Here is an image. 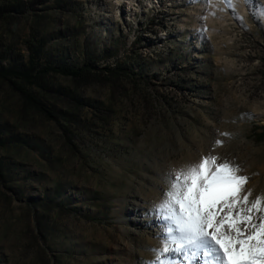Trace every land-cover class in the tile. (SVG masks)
<instances>
[{"label": "rangeland", "instance_id": "rangeland-1", "mask_svg": "<svg viewBox=\"0 0 264 264\" xmlns=\"http://www.w3.org/2000/svg\"><path fill=\"white\" fill-rule=\"evenodd\" d=\"M233 3L0 0V70L94 66L0 79V264H148L166 174L209 154L264 196V0Z\"/></svg>", "mask_w": 264, "mask_h": 264}, {"label": "snow or ice", "instance_id": "snow-or-ice-1", "mask_svg": "<svg viewBox=\"0 0 264 264\" xmlns=\"http://www.w3.org/2000/svg\"><path fill=\"white\" fill-rule=\"evenodd\" d=\"M223 2L235 14L233 0ZM257 12L264 16V5ZM240 172L209 154L167 173L152 209L159 246L148 264H264V196L249 201V190L241 198L248 177Z\"/></svg>", "mask_w": 264, "mask_h": 264}, {"label": "trees", "instance_id": "trees-1", "mask_svg": "<svg viewBox=\"0 0 264 264\" xmlns=\"http://www.w3.org/2000/svg\"><path fill=\"white\" fill-rule=\"evenodd\" d=\"M117 68H108L104 67L102 68L101 72H108L110 74L119 75L116 73ZM120 71L119 69H117ZM48 73L52 74H58L60 76L69 78L73 81H79V80H85L90 75L94 73V66L89 62H85L82 66L79 68H71L69 66H63V67H53V68H40L39 70H36L32 74V69L27 68L25 70H0V79H3L8 82H14L20 81L27 85H33L34 79H38L43 75H46ZM26 102L32 106L40 115H42L47 120H54L55 116L51 113V111L41 102L34 100L30 97H26ZM262 132L258 134H254V139L256 141H261L264 139V127H260Z\"/></svg>", "mask_w": 264, "mask_h": 264}]
</instances>
